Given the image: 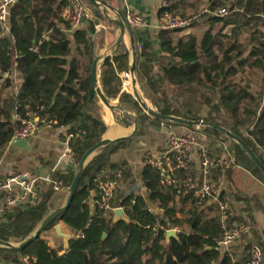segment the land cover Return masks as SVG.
I'll list each match as a JSON object with an SVG mask.
<instances>
[{
  "label": "trees",
  "instance_id": "trees-1",
  "mask_svg": "<svg viewBox=\"0 0 264 264\" xmlns=\"http://www.w3.org/2000/svg\"><path fill=\"white\" fill-rule=\"evenodd\" d=\"M188 1L177 0L170 11L181 16L198 12H185ZM196 1H204L211 10L229 9V14L223 17L203 14L192 25L201 21L210 24L200 42L190 34L176 40L175 34L183 29L159 30L156 49L144 30L134 29L136 42L142 44L137 52L140 85L154 90V94L165 81L191 89L206 83L217 86L219 95L213 102L201 103L193 96L184 97V105L178 108L164 99L151 102L163 114L192 120L203 118L230 130L264 163L260 153L264 152V31L259 32L257 43L245 58L242 44L232 40L224 44L213 32L218 25H221L220 30L253 22L256 27H264V0ZM67 6L68 0H19L11 9L10 31L4 33L0 26V151L9 144L15 128L20 125L17 115L25 117L36 113L41 118L56 121L55 127H67V132L84 130L70 142L78 162L106 131L97 97L91 95L95 41L90 34L95 33V22L88 19L86 27L72 29L63 14ZM162 59H166L164 64ZM157 62L160 67L154 73ZM248 66L261 73L263 88L252 90L251 83L243 86L233 79ZM128 68V52L117 53L113 61L103 67L106 97H116L122 87L117 70ZM17 72L22 82L16 89ZM122 101L126 110L137 112L140 121L149 120L155 126H176L149 116L129 92L123 93ZM204 107L208 108L207 112H203ZM201 129L223 142L231 141L236 163L264 182V173L237 143L218 131ZM142 134L139 128L132 138L105 147L87 165L70 207L46 228L62 224L64 230H68L70 239L64 253L56 254L40 235L24 249L0 247V264H27L25 257L30 258L31 264H233L229 252L217 244L224 231L217 202L204 206L195 196V189L185 196L179 194L178 188L161 184L159 172L149 166H145L141 174L145 194L121 192L120 173L129 175L125 172V162H113L111 157ZM193 166L180 171L178 178H190ZM74 175L75 171L54 172L53 178L62 180L68 189ZM99 177L117 181V198L111 204L122 206L128 221L115 222L114 214H105L99 203L91 206L92 190H96L94 199L100 198L96 184ZM37 186L36 204L14 207L0 216V239L22 242L50 213L55 191L42 181ZM150 207L155 208L156 214L149 211ZM235 220L239 219L233 213L229 224ZM175 227L179 229L178 237L168 241L166 230ZM249 260L248 255L236 264H247Z\"/></svg>",
  "mask_w": 264,
  "mask_h": 264
},
{
  "label": "crops",
  "instance_id": "crops-1",
  "mask_svg": "<svg viewBox=\"0 0 264 264\" xmlns=\"http://www.w3.org/2000/svg\"><path fill=\"white\" fill-rule=\"evenodd\" d=\"M105 1L113 8L122 9L123 12L126 6H130L136 12L142 14L148 24L143 32L150 36L151 42L156 49L159 47V30L156 26V21L160 0ZM65 12L66 10L63 13L64 15ZM90 15V19L95 22V27L98 26L95 33L90 34L95 41V58V56L109 50L116 44L121 34L120 18L115 11L109 9L105 5L93 8ZM87 24L88 22H85L79 27L84 28ZM129 48L130 38L128 34H126L117 53L128 52ZM99 70L101 76H103V67H100ZM127 70H117L122 81L123 74H125ZM21 82V75L17 72L15 74L16 89ZM125 89L128 90L129 93L132 92L130 77L125 81ZM122 95L123 93L120 89L116 92V97L114 99L120 101ZM97 103L99 106V113L106 124V131L104 134L110 136L112 140H118L121 138L129 139L135 135L137 129L136 126L125 123L123 118L119 121L120 110L112 109L99 102L98 99ZM186 127L188 126H168L164 124L156 126L154 129L147 127L143 131L144 134L138 137L136 141H133L125 149H121L113 154L111 157L112 161L125 162V172L129 175L126 177L124 174L121 175L120 173L121 192H125L126 195H129L131 189L137 188L135 193L141 192L145 194L146 188L141 177L145 167V158L150 156H160V154H162L167 148L170 135L187 133L183 130L186 129ZM189 128L191 127H188L187 129ZM150 133L152 134V137H149ZM205 134L208 135L207 133ZM65 137L66 130L60 126L52 129H45L38 135L28 139L29 143L27 147L6 145L0 151V175L2 172L7 173L12 170V165H15L16 161L19 162L17 165L31 166L35 169L34 172L29 169H25L24 172H30L42 176L47 175L52 169H54L55 172H67L70 164L67 158L63 156L66 149ZM208 138L211 139L209 142H206L205 138L202 137L200 139V144L208 145L209 155H226L233 158L235 161V165L224 172V182L219 192V198L221 196L222 200L230 205L232 213H234L236 219L251 224L250 235L246 236L244 239L242 238L236 241L230 250H225L229 252L232 263L234 261L236 264L237 260L244 261L248 255L250 257L249 252L252 241L258 242L264 250V182L259 180L248 169L236 163L237 159L233 154L232 144L230 142H223L221 139L210 135H208ZM200 152L201 150H197L196 162L194 163L193 170L190 172L191 177L194 179L199 178L200 174ZM260 153L262 154V151H260ZM6 179L7 177L3 180L0 177V183ZM66 190L67 189L64 187L60 191L62 197L65 195ZM239 220H235L234 222H239ZM60 225L62 232L70 236L67 232L68 230H66V228L64 230L62 224ZM56 231L55 228L57 240L59 243L62 241L64 244L60 245L59 248L56 246V242H53V244L50 242V245L56 254L61 255L66 251L68 240L70 238L60 236Z\"/></svg>",
  "mask_w": 264,
  "mask_h": 264
},
{
  "label": "built area",
  "instance_id": "built-area-1",
  "mask_svg": "<svg viewBox=\"0 0 264 264\" xmlns=\"http://www.w3.org/2000/svg\"><path fill=\"white\" fill-rule=\"evenodd\" d=\"M19 0H0V26L4 33L10 31V16L11 9ZM177 2V0H160L159 11L157 15L156 26L158 30H186L190 28L203 14H213L215 16H227L229 9L221 7L217 10H211L208 6H204L198 12L191 15L181 16L170 11V8ZM126 18L133 29L144 30L148 24L144 16L130 6L124 8ZM91 11L88 4L84 0H68V6L65 12V19L69 22L72 29L81 26L86 20L90 19ZM98 28V26L96 27ZM142 49V44H136V51ZM130 74L126 72L123 74V82ZM20 125L15 128L12 140L30 139L38 135L45 129H52L56 126V121L41 118L36 113H29L27 116H16ZM66 130L65 144L66 149L63 156L67 158L70 167L68 171H76L78 161L75 152L70 146L73 138L84 133V130L77 132H67V127L62 126ZM193 130L184 134H171L169 137L166 150L158 157H147L144 160V165L155 168L159 172L160 182L163 185L173 186L178 188V193L186 195L194 190L195 196L204 206L217 202L221 211V222L223 234L217 244L224 250H230L233 244L250 235L251 224L246 221L233 222L229 224V220L233 216L232 209L227 202L220 200L219 192L223 185L224 172L235 165L233 158L226 155L211 156L208 153V145L200 144V139L208 138L201 127H192ZM201 150L200 156V174L199 178L192 177L184 180L178 178V173L182 170H188L191 165L196 162V152ZM55 170L52 169L47 175H38L30 172L16 174L8 177L5 181L0 183V216L4 212L11 210L14 207L26 208L37 203L39 199V190L37 183L43 181L47 185H51L55 192H60L64 188V183L60 179H54L53 174ZM217 173V174H216ZM97 188L100 191V198L96 197V190L90 192L91 203L94 206L96 203L105 211V214L113 213L117 208H124L122 206L114 207L111 202L117 198L118 184L117 181L109 177H99L96 180ZM137 189V188H136ZM135 188L129 191V195L135 193ZM149 211L156 214L155 208L150 207ZM125 213V211H124ZM156 229V228H155ZM176 230L177 227L168 230ZM166 230V232L168 231ZM25 262L31 264L30 258L25 257ZM235 264V262L233 261ZM247 264H264V250L262 246L252 241L250 245V260Z\"/></svg>",
  "mask_w": 264,
  "mask_h": 264
},
{
  "label": "water",
  "instance_id": "water-1",
  "mask_svg": "<svg viewBox=\"0 0 264 264\" xmlns=\"http://www.w3.org/2000/svg\"><path fill=\"white\" fill-rule=\"evenodd\" d=\"M86 1L90 6L94 8H98L101 5L107 6L109 9L115 11L119 18H120V28H121V34L116 42V44L110 48L109 50H106L105 52H102L95 56L92 64V85H91V95L95 94L98 95V97L102 100V102L112 108V109H118L121 111V113H124V107L122 105H115L112 104L106 95L104 94V90L101 88L100 80L102 78L99 68L104 67L112 62L113 57L117 54L120 45L125 37L126 34H128L130 38V48L128 50L129 53V68L127 72L131 76V80L133 83V91L130 92L133 97L137 100L139 105L143 108L145 113H147L149 116H151L154 119L161 120L163 122L171 123L177 126H188V127H206L211 130L218 131L222 133L223 135L227 136L230 140L237 143L247 154L248 156L253 160V162L260 168V170L264 173V163L262 160L258 157V155L250 148V146L240 137L235 135L230 130L217 125L215 123L209 122L204 120L203 118L192 120V119H186L175 115H166L158 111L154 106H152L144 96L142 95L139 87V79H138V73H137V51H136V39L134 36V29L128 22L125 13L120 8H113L111 5H109L105 0H84ZM124 138L118 139V140H112V138L106 134L103 135V137L97 141L96 143L92 144L82 155L80 158L75 175L73 178V181L68 189L69 194L67 201L65 205L56 208L52 212H50L44 220L41 222L39 227L25 240H23L20 243H13V242H7L2 239H0V247L4 248H10V249H24L27 247L31 242H33L35 239H37L49 226V224L54 221L61 213L65 212L71 205L74 196L78 190L79 183L84 175L85 169L87 165L90 163V161L99 154L102 149L105 147L122 140ZM28 139H20V140H14L12 141L11 145L14 146H28ZM10 144H7L9 146ZM118 220H127L128 217L124 213V210L122 208H117L114 211V221ZM58 234L60 236H63L65 238H69V235L64 234L62 232V228L60 224H57L55 226ZM105 236V235H104ZM172 237L177 238L178 232L174 229L168 230L166 232V239L169 241Z\"/></svg>",
  "mask_w": 264,
  "mask_h": 264
},
{
  "label": "rangeland",
  "instance_id": "rangeland-1",
  "mask_svg": "<svg viewBox=\"0 0 264 264\" xmlns=\"http://www.w3.org/2000/svg\"><path fill=\"white\" fill-rule=\"evenodd\" d=\"M205 5V2H199L196 0H189L187 2V11H185L186 13H192L193 11L196 10H201ZM90 11L92 12L93 7L88 5ZM210 27V24L206 23L205 21H201L198 24H195L194 26H191L190 28L184 30L181 33H177L175 34V38L176 40L179 38V36H185V35H194L198 38L199 42L202 40L203 36H204V32L206 30H208ZM221 25L216 26L213 29V32L219 36V39L222 40V42L224 44H227L229 42V40H232V42H237L239 44H242V46L244 47V51H243V58H245L244 56H249V51L252 49L253 44L257 43V40L259 39V32L260 31H264V27L258 25V27L255 26V22L250 23L249 25H241V26H228L225 29L220 30ZM162 63L164 64L166 62V59H162L161 60ZM160 64V63H159ZM158 64V62L154 65V70L153 72L156 73L158 68L160 67ZM159 66V67H158ZM214 74V72H213ZM261 73L256 70V69H250L249 66L246 68L245 72H241L238 73L233 79L241 82V84L243 86L247 85V82L251 83L250 87L252 90H257L259 89L263 83L261 81ZM100 84H101V88L104 90L103 88V83H102V78L100 80ZM139 87H140V91L142 93V95L144 96V98L146 99V101H148L152 106V99L154 101L157 100V98L159 99H164L166 100V102H168L169 104H171L172 107H177L178 106H182L184 105L183 103V99L184 97L187 96H193L194 98H196L198 101H200L201 103H204L205 100H209L211 102H213V100H216L218 98L219 95V90L217 86H213V84L211 83H206L205 85L202 86H196L195 88H187L186 85L183 86H179L176 84H170L167 81L162 82L160 84V86H158L157 88V93L154 94V90L152 92V90L150 91V89L146 88V87H142L140 85L139 82ZM263 88V87H261ZM121 91L122 93L125 92H129L128 90L125 89V84L122 81V87H121ZM97 99L99 102H101L102 104H104L102 102V100L98 97V95H96ZM152 97V98H150ZM109 101L112 104L115 105H122L124 107V113H120V117H119V121H121V118L124 119L125 123H129L132 126H136V132L139 128H141V130L144 131L145 128L150 127V128H155L156 126L151 124L149 120H144V121H140L138 119V114L135 111H128L126 110V105L124 104V102L122 101V99L120 101H117L114 98H108ZM208 108L204 107L203 112H207ZM118 112V111H117ZM140 123V124H139ZM186 127V129L184 132H189L191 130H193V128H189ZM135 132V133H136ZM144 134V133H143ZM142 134V135H143ZM140 135V136H142ZM139 136V137H140ZM152 137V134L150 133V136ZM148 137V138H149ZM231 143V141H229ZM262 155L264 156V152L262 151ZM19 164L18 161H16L15 165H12L13 169L10 170L9 172L5 173L2 172L0 177L2 178V180L4 178H8L10 177V175H16V174H22L24 173L25 169H29L30 171L34 172V168L31 166H21V165H17ZM42 185V184H41ZM69 189V188H68ZM68 189L66 190L65 195H63V197L60 195V192H54L53 195V201H52V207L50 209V212H52L53 210H55L56 208H59L63 205H65L67 198H68V194L69 191ZM57 232V231H56ZM58 234V232H57ZM42 238H44L45 240H47V242L50 244V242L53 244V242H56V246L59 248L60 245L64 244L62 243V241L57 240V236L55 235V226L44 231L42 234ZM70 238V236H69ZM61 248V247H60Z\"/></svg>",
  "mask_w": 264,
  "mask_h": 264
},
{
  "label": "bare ground",
  "instance_id": "bare-ground-1",
  "mask_svg": "<svg viewBox=\"0 0 264 264\" xmlns=\"http://www.w3.org/2000/svg\"><path fill=\"white\" fill-rule=\"evenodd\" d=\"M130 78H131V76H130ZM131 86H132V91H133V83H132V80H131Z\"/></svg>",
  "mask_w": 264,
  "mask_h": 264
}]
</instances>
